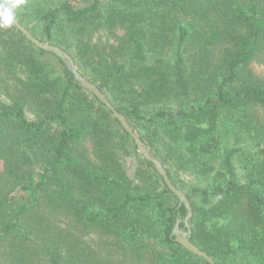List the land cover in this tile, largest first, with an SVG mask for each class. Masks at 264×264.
I'll use <instances>...</instances> for the list:
<instances>
[{
  "label": "trees",
  "instance_id": "obj_1",
  "mask_svg": "<svg viewBox=\"0 0 264 264\" xmlns=\"http://www.w3.org/2000/svg\"><path fill=\"white\" fill-rule=\"evenodd\" d=\"M0 5L73 57L173 184L205 183L182 188L200 249L264 264V79L251 67L264 65V0ZM1 162L0 264H210L176 241L188 210L114 112L0 15Z\"/></svg>",
  "mask_w": 264,
  "mask_h": 264
},
{
  "label": "water",
  "instance_id": "obj_2",
  "mask_svg": "<svg viewBox=\"0 0 264 264\" xmlns=\"http://www.w3.org/2000/svg\"><path fill=\"white\" fill-rule=\"evenodd\" d=\"M0 15L10 22L14 23L26 36L27 38L32 41L36 46H38L41 49H44L46 51L53 52L57 56H59L61 59L65 61L68 68L73 72L76 79L88 90H90L93 94H95L103 103H105L115 114V116L120 120L123 127L133 136L134 140L136 141L139 151L151 162L154 163V165L157 167L159 173L162 175L165 183L170 188V190L179 198L180 203H184L188 214L185 218V224L187 227V230L185 232H181L180 229V223L181 219L177 221V224L175 226V229L173 230V234L176 235V241L179 242L182 246H184L187 250L192 252L193 254L205 258L210 264H218L212 256H210L207 252L200 249L192 240H191V234H192V228L190 224L191 216L193 215V208L191 206L190 200L181 189H179L175 184H173L165 166L162 164V162L151 153L149 148L145 146L143 141L141 140L139 134L134 131V129L129 125V123L125 120V118L119 114V112L115 109L113 104L110 102L107 95L101 91L96 84L91 82L87 77H85L77 68L76 63L73 59V57L64 49L61 47L41 41L37 37H35L27 28H25L22 24H20L17 20H15L13 17L8 14L3 7L0 5Z\"/></svg>",
  "mask_w": 264,
  "mask_h": 264
},
{
  "label": "rangeland",
  "instance_id": "obj_3",
  "mask_svg": "<svg viewBox=\"0 0 264 264\" xmlns=\"http://www.w3.org/2000/svg\"><path fill=\"white\" fill-rule=\"evenodd\" d=\"M100 35H102V34H100ZM106 38H107L106 36H103L102 39L105 40ZM251 67L257 76L264 79V65H262L259 61H255L252 63ZM136 163H137L136 156L133 155V156L126 157L125 164L127 166L128 173L131 176L134 175ZM0 168H2V162L0 163ZM237 168H238L239 173L242 175L243 171H242V168L240 167V165H238V163H237ZM176 180H177L178 184L184 190L188 187V185H191V184L201 185V186H203L205 184L199 178H196L192 174L185 173V172H181V174L176 176ZM182 188H180V189L183 191ZM185 231H186L185 229H181V232H185Z\"/></svg>",
  "mask_w": 264,
  "mask_h": 264
}]
</instances>
